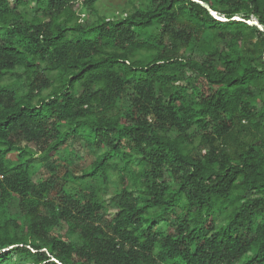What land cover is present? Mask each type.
<instances>
[{
	"label": "trees",
	"instance_id": "1",
	"mask_svg": "<svg viewBox=\"0 0 264 264\" xmlns=\"http://www.w3.org/2000/svg\"><path fill=\"white\" fill-rule=\"evenodd\" d=\"M103 1L0 0V264H264V0Z\"/></svg>",
	"mask_w": 264,
	"mask_h": 264
},
{
	"label": "rangeland",
	"instance_id": "2",
	"mask_svg": "<svg viewBox=\"0 0 264 264\" xmlns=\"http://www.w3.org/2000/svg\"><path fill=\"white\" fill-rule=\"evenodd\" d=\"M123 2H124V0H104L101 4L99 3L97 5V7H98L99 11L108 15V14L115 12V11L118 12L119 7L123 4ZM94 18H95V15H93V13H91L89 10L83 11V19L91 20ZM252 21L255 22L254 19H252ZM73 148L76 149L77 154L85 160L84 164H86V163L88 164L94 158L93 152L92 153L91 152H89V153L85 152L84 148H82L81 141L80 142H73ZM39 176L43 177V178L45 176H47V172L43 167H41L39 169V171L35 177L37 178Z\"/></svg>",
	"mask_w": 264,
	"mask_h": 264
}]
</instances>
